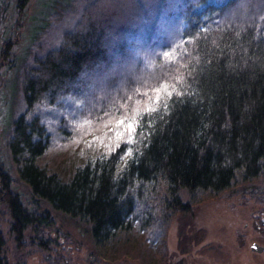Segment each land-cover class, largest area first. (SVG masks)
<instances>
[{
    "label": "trees",
    "instance_id": "trees-1",
    "mask_svg": "<svg viewBox=\"0 0 264 264\" xmlns=\"http://www.w3.org/2000/svg\"><path fill=\"white\" fill-rule=\"evenodd\" d=\"M248 2L253 23L228 22ZM30 3L18 0V14ZM51 4L16 66L24 109H12L7 136L18 181L50 209L24 205L0 154V264H25L34 253L63 264L51 258L58 253L47 236L52 212L82 223L98 248L132 247V235L145 255L205 196L237 181L264 183V0ZM16 45L11 37L2 43L0 67L14 68ZM93 85L96 95L81 99ZM63 99L85 107L76 130L64 125L74 138L112 119L133 124L124 141L86 155L69 178L40 164L52 139L34 112L61 108Z\"/></svg>",
    "mask_w": 264,
    "mask_h": 264
},
{
    "label": "rangeland",
    "instance_id": "rangeland-1",
    "mask_svg": "<svg viewBox=\"0 0 264 264\" xmlns=\"http://www.w3.org/2000/svg\"><path fill=\"white\" fill-rule=\"evenodd\" d=\"M51 2L53 0H31L25 13L18 14V0H0V55L2 43L6 39L11 37L17 42L13 51L14 68L8 64L0 67V154L6 169L15 179V191L21 196L24 205L31 210L34 204H38L40 211L50 207L46 203L36 202L30 189L18 181L7 146V136L12 109L14 108L13 115L22 110V107L24 109L18 92H15L18 74L16 66L20 67L26 52L32 48L37 28L51 16ZM249 3L240 8L228 22L238 23L240 20L253 23L255 18L246 10ZM17 22L23 25L21 31L16 26ZM92 87L94 85L88 89V95L81 99L89 101L96 95V90ZM86 104L95 106L92 103ZM59 105L61 108L49 107L50 109L41 105L34 112L40 114L52 139L50 150L40 164L47 165L63 178H69L75 167L83 163L86 155L97 150L107 152L131 133L127 124L132 122L124 120V124H119L120 120L112 119V126L98 124V128L92 126L88 129L91 130L88 135L81 131L80 136L74 138V131L68 130L74 129L73 123L85 107L80 113L82 107L71 99L61 100ZM58 125L61 127L55 130ZM85 136L89 137L85 139ZM69 139L73 140V144H68ZM52 215L56 222L54 227L47 229V236L53 240L58 253L53 257L50 254L44 256L55 261L64 259L63 264H264V256L251 251L253 244L264 247L263 179L237 181L227 192L205 196L194 205L192 216L175 218L166 234L160 240L156 239L145 255L141 254L139 238L131 235L132 240L128 243H132V247L101 249L95 245L91 234L78 220L55 212ZM7 231L8 228H5V232ZM163 244L166 245L165 251L161 249ZM135 249L138 251L136 254ZM10 262L15 264L12 258ZM25 264L46 262L40 254L34 253Z\"/></svg>",
    "mask_w": 264,
    "mask_h": 264
},
{
    "label": "snow or ice",
    "instance_id": "snow-or-ice-1",
    "mask_svg": "<svg viewBox=\"0 0 264 264\" xmlns=\"http://www.w3.org/2000/svg\"><path fill=\"white\" fill-rule=\"evenodd\" d=\"M169 95H171V93H168ZM157 99H159V97H157ZM154 109H148V111H153ZM118 123L119 124H124V120H120V121H118ZM127 129H128V131L129 132H131V131H133V124L132 123H128L127 124ZM118 135H121L120 133H118ZM129 142H131V141H129Z\"/></svg>",
    "mask_w": 264,
    "mask_h": 264
},
{
    "label": "water",
    "instance_id": "water-1",
    "mask_svg": "<svg viewBox=\"0 0 264 264\" xmlns=\"http://www.w3.org/2000/svg\"><path fill=\"white\" fill-rule=\"evenodd\" d=\"M251 248H252V250H255V251L259 248L258 251H260V252L263 251V248L260 247L258 244H253Z\"/></svg>",
    "mask_w": 264,
    "mask_h": 264
},
{
    "label": "flooded vegetation",
    "instance_id": "flooded-vegetation-1",
    "mask_svg": "<svg viewBox=\"0 0 264 264\" xmlns=\"http://www.w3.org/2000/svg\"><path fill=\"white\" fill-rule=\"evenodd\" d=\"M252 247V246H251ZM260 247H262L263 248V251H258L259 250V248L255 251V250H251L252 252H254V253H258V254H260V255H263L264 256V247L263 246H260ZM252 249V248H251ZM263 264V263H262Z\"/></svg>",
    "mask_w": 264,
    "mask_h": 264
}]
</instances>
